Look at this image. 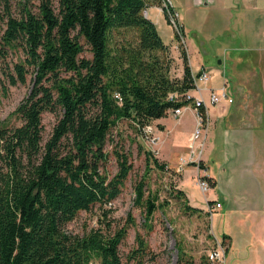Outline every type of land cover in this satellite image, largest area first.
<instances>
[{"label": "trees", "instance_id": "obj_1", "mask_svg": "<svg viewBox=\"0 0 264 264\" xmlns=\"http://www.w3.org/2000/svg\"><path fill=\"white\" fill-rule=\"evenodd\" d=\"M161 2L0 0V84L34 77L14 109L22 122L0 124V264L143 263L148 247L140 232L127 259L120 254L126 223L114 232L105 219L83 233L66 225L96 204L108 214L105 204L121 193L133 167L129 154L115 151L113 176L104 169L105 144L119 120L143 128L188 102L170 97L194 87L186 50L181 76H172L170 46L145 13ZM45 111L56 115L47 139ZM146 178L135 183V201L148 219L164 203ZM183 256L179 247L177 264H197L182 263Z\"/></svg>", "mask_w": 264, "mask_h": 264}, {"label": "rangeland", "instance_id": "obj_2", "mask_svg": "<svg viewBox=\"0 0 264 264\" xmlns=\"http://www.w3.org/2000/svg\"><path fill=\"white\" fill-rule=\"evenodd\" d=\"M38 1L34 0L35 3ZM172 1L174 8L178 11L176 22L179 25L181 23L180 26L177 24L176 27L172 23L165 9L160 11L161 9L156 7L160 15H155V9L152 8L151 13L163 40L170 46L172 76H178L180 68L183 69V60L180 56V50L183 48L186 50L187 61L193 73H198L204 66L210 74H213L211 79L213 84H216L219 76L223 77L224 74L232 82L230 58L238 54L242 60L243 57L254 53L247 48L248 45L244 40L241 41L239 36L241 33L235 19L236 8L230 6L227 0ZM54 3L57 5L58 0H54ZM154 5L159 7L161 4ZM85 53L90 54V51L86 50ZM218 59L221 62H218ZM223 70H226V73ZM33 79V75L29 74L25 83L0 84V124L11 126L22 122L14 109L29 93ZM203 95L209 107V120L202 152V157H206L207 162L202 158L200 165L205 170L209 165V170L216 179L212 183L207 178L210 188L205 192L206 197L217 198L219 147L223 144L222 134L226 131L225 126L221 127V125L226 124V119L223 116L219 117L223 119L217 120L213 125L212 121L217 116L212 112L209 92L203 90ZM55 121L54 112H44L45 139L50 135ZM152 124L155 127V133L161 136L159 133L162 124H156L154 121ZM193 129L189 135V144L192 140ZM160 141L153 145L143 128L136 127L130 119L119 120L105 144L109 158L104 169L110 177L113 176L119 168L115 151L120 149L129 154L133 167L123 189L117 198L105 204L111 209L108 214H104L103 206L96 204L90 210H81L73 220L67 223L66 229L71 233H83L91 227H98L100 220L105 219L111 222V231L114 232L126 223L128 224L127 233L119 246L123 259H127L131 249L138 245L136 236L140 232L148 247L142 264H177L179 247L184 252L182 263L187 258L199 264L202 259L206 258L208 249L214 245L215 236L222 238L225 242L219 226L218 211L213 210L211 214L206 211L207 200L197 184L196 168H200L194 166H197V161L192 160L182 170L176 171L177 163L172 167L162 158ZM157 149L159 153L156 152ZM154 157H157L163 166L155 163ZM180 171L181 174L178 173ZM178 174L179 185L177 184ZM144 175L147 177V190L158 191L159 201L164 203L148 219L145 210L135 201V183ZM180 188L185 191V194H177ZM186 204L193 206L195 210L187 208ZM130 264H136V262L132 261Z\"/></svg>", "mask_w": 264, "mask_h": 264}, {"label": "crops", "instance_id": "obj_3", "mask_svg": "<svg viewBox=\"0 0 264 264\" xmlns=\"http://www.w3.org/2000/svg\"><path fill=\"white\" fill-rule=\"evenodd\" d=\"M227 1L236 8L235 19L241 41L244 40L248 45L246 47L254 53L242 60L238 54L230 58L232 82L224 74L222 80L219 76V81L213 84V74H210L206 84L198 82L200 90L190 89L193 95L202 96L206 102L203 90L209 92L210 87H219L226 79L227 94L233 98L231 102L222 99L212 103V112L217 116L212 121L213 125L223 119L219 117L226 119V124L221 125L225 126L226 131L222 134L223 144L219 147L217 198L206 197L205 192L210 186L203 191L197 184L206 200L220 202L216 210L222 236L225 237L226 264H264V0ZM156 7L160 10L158 5L148 8V15L152 19V8L155 15H160ZM182 71L181 67L178 76ZM206 119L209 120L207 105ZM154 122L162 124L159 133L162 158L174 167L179 155L187 151L189 135L195 125L194 109L187 107L178 117L169 111ZM202 158L207 160L206 157ZM206 167L205 171L201 166L196 168V173H205L215 182L209 165ZM178 173L181 174V171Z\"/></svg>", "mask_w": 264, "mask_h": 264}, {"label": "built area", "instance_id": "obj_4", "mask_svg": "<svg viewBox=\"0 0 264 264\" xmlns=\"http://www.w3.org/2000/svg\"><path fill=\"white\" fill-rule=\"evenodd\" d=\"M161 10L165 9L168 11L172 23L177 27L176 16H178V12L172 6V0H162L161 5L159 6ZM145 13L148 15V8L145 9ZM180 23V22H179ZM179 25V24H178ZM181 25V23H180ZM179 25V26H180ZM179 31V30H178ZM194 87L192 89L200 90L198 82L203 81L205 84L210 79V73L206 70L205 67H202L198 73H193ZM120 99L122 97L118 95ZM171 98L184 99L187 100V103L174 106L169 111L172 112L174 116H180L185 108L192 107L195 112L196 123L192 132V140L191 143L187 147V151L184 154H180L177 161V166L175 168L176 171L182 170L183 167L190 163L192 160L197 161V167H200V162L202 159V152L205 143V137L208 130V120L206 119V102L202 96H195L190 90H187L183 94H179L176 92H172L170 94ZM222 99L231 102L233 100L232 96L227 94L226 89V79L219 87H210L209 88V100L211 103H218ZM200 107H203L204 111L202 112ZM205 112V116H204ZM154 125L152 123H147L143 126V130L147 135L149 141L153 144L157 141L161 140V136L155 133ZM154 145V144H153ZM158 153V149L156 150ZM202 168V167H201ZM205 171V168H202ZM207 175L197 174V183L200 185L203 191L209 188V183L207 180ZM220 206V202L218 200L209 201L207 200L206 211L211 214L213 210H216ZM226 243L222 238H217L215 236L214 245L211 246L206 254L207 262L206 264H226L225 257ZM91 264H96L95 262H91Z\"/></svg>", "mask_w": 264, "mask_h": 264}, {"label": "water", "instance_id": "obj_5", "mask_svg": "<svg viewBox=\"0 0 264 264\" xmlns=\"http://www.w3.org/2000/svg\"><path fill=\"white\" fill-rule=\"evenodd\" d=\"M218 62H220V59H218Z\"/></svg>", "mask_w": 264, "mask_h": 264}]
</instances>
